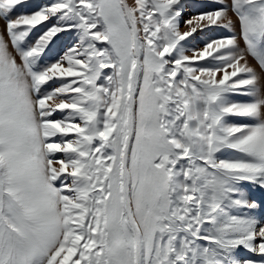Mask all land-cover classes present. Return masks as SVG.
I'll return each mask as SVG.
<instances>
[{
	"label": "snow or ice",
	"instance_id": "obj_1",
	"mask_svg": "<svg viewBox=\"0 0 264 264\" xmlns=\"http://www.w3.org/2000/svg\"><path fill=\"white\" fill-rule=\"evenodd\" d=\"M190 6L0 0V264H264V0Z\"/></svg>",
	"mask_w": 264,
	"mask_h": 264
},
{
	"label": "rangeland",
	"instance_id": "obj_2",
	"mask_svg": "<svg viewBox=\"0 0 264 264\" xmlns=\"http://www.w3.org/2000/svg\"><path fill=\"white\" fill-rule=\"evenodd\" d=\"M188 2L190 3V7L188 8V9H186V18H187V16H190V15H193V14H195L196 12H199L201 9L200 8H198V7H196V5L197 4H199V0H188ZM194 2V3H193ZM196 8V10H194ZM190 9H191V11H193L194 10V12L193 13H191V11H190ZM200 9V10H199ZM19 11L20 12H30L31 11V9H28V8H23V7H21L20 9H19ZM14 15H15V13H14ZM215 31V34L216 35H222V36H227V35H229L228 33H227V31L226 30H214ZM221 32V33H219V32ZM219 34H218V33ZM223 32V33H222ZM227 33V34H226ZM189 39H192V38H189ZM202 40L203 39V36H202V34H200L199 32L196 34V40ZM197 40V41H198ZM199 40V41H200ZM198 41V42H199ZM249 62H250V64L253 66V67H256V69H257V71L259 70V67H258V65H257V62L253 59V58H251V57H249ZM259 72V71H258ZM234 99H236V100H245V99H247V98H245V97H241V96H236V97H234ZM262 195H264V194H262V193H259V192H256L255 193V196H256V198H260Z\"/></svg>",
	"mask_w": 264,
	"mask_h": 264
},
{
	"label": "bare ground",
	"instance_id": "obj_3",
	"mask_svg": "<svg viewBox=\"0 0 264 264\" xmlns=\"http://www.w3.org/2000/svg\"><path fill=\"white\" fill-rule=\"evenodd\" d=\"M199 1H200V0H199ZM188 3H189V2H188ZM193 3H194V2H193ZM189 4H190V3H189ZM194 10H196V8H195ZM194 10H193V11H191V9H190L191 13H193V12H194ZM199 10H200V9H199ZM200 11H201V10H200ZM219 31H220V30H219ZM219 31H218V32H219ZM218 32H217V33H218ZM219 33H221V32H219ZM219 33H218V34H219ZM222 33H223V32H222ZM227 33H228V32H227ZM227 33H226V34H227ZM228 34H229V33H228ZM197 40H198V39H197ZM199 40H200V39H199ZM199 40H198V41H199ZM258 71H259V70H258Z\"/></svg>",
	"mask_w": 264,
	"mask_h": 264
}]
</instances>
